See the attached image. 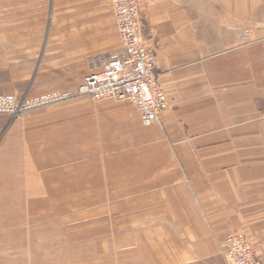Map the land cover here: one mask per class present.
<instances>
[{"label":"crops","instance_id":"obj_1","mask_svg":"<svg viewBox=\"0 0 264 264\" xmlns=\"http://www.w3.org/2000/svg\"><path fill=\"white\" fill-rule=\"evenodd\" d=\"M84 2L83 14L74 20L73 4L66 3L63 19L53 20L57 0H0V70H9L6 82L0 77V92L69 86L91 70L71 68L73 61L95 53L89 42H104L103 31L89 39L86 29L109 27L112 35L116 27L110 0ZM208 5L141 0L144 35L156 51V70L169 100L159 121L143 125L134 103L109 98L84 100L81 107L88 104L90 110L79 116L54 115L55 107H44L26 120L15 118L7 127L11 137L31 133L33 141L26 140L28 158L15 159L19 164L0 158V196L26 203L35 200L37 187L48 203L82 210L65 214L69 227L77 224L71 220L103 218L95 216L100 204L111 199L114 207L125 196L128 209H135L134 222L142 215L140 206L143 220L154 221L142 230L129 224L123 235L127 245L160 253L158 264H226L222 242L230 232L246 236L264 264V0H209ZM56 27L64 29L62 35L56 36ZM243 27L250 28L249 42L238 36ZM57 37L63 43L59 50L67 53L59 68L51 61ZM118 46L106 55L121 51L120 39ZM54 129L58 136L52 137ZM73 138L78 145L72 148ZM55 160L64 167L52 168ZM60 212L55 210L57 227L48 222V228L29 229L36 244L40 237L49 248L60 242L57 238L71 242L72 228L64 227ZM19 229L0 237L1 251H8L6 241L16 239ZM113 234L119 243L121 234L114 228Z\"/></svg>","mask_w":264,"mask_h":264},{"label":"rangeland","instance_id":"obj_2","mask_svg":"<svg viewBox=\"0 0 264 264\" xmlns=\"http://www.w3.org/2000/svg\"><path fill=\"white\" fill-rule=\"evenodd\" d=\"M141 4V0H139ZM73 4L74 11L70 14L71 19L74 20V17H78L80 14H83L81 10H83L85 7L80 6L81 4H86L84 0H57V5L55 9V14L52 15L49 18H52L53 20H61L64 17V14L66 13L64 11V4ZM111 3V0H110ZM97 3L94 4V6ZM209 0H201V8H204L206 6H209ZM93 4H89L88 6H92ZM69 7V6H68ZM142 10V8H141ZM202 13V12H201ZM85 14V12H84ZM91 14V17L95 15V12L91 11L89 12ZM142 15V12H141ZM203 15V13H202ZM143 19V18H142ZM94 21H91L93 23ZM144 22V21H143ZM115 24V21H114ZM116 27V25H115ZM107 28L100 29L95 26H88V35L89 39H94L99 35L102 31L104 34V38L101 44H96L89 42L88 48L89 51L91 49H95V53L91 55L89 53V57L85 61H77L72 62L71 68L75 71L76 65L79 66V70H86L87 69H93L98 67L104 58L107 56L106 52L112 51L114 49H117L119 46V36L116 29V34L112 33L111 30ZM64 29L62 27H56V36L62 35L61 32ZM74 31V29H73ZM244 31V35L242 36L241 33ZM111 36H110V35ZM144 35V30H143ZM239 38L245 43L249 42L252 39L251 31L249 27H243L238 32ZM145 37V35H144ZM146 39V37H145ZM56 51H55V57L51 61L56 63L57 68L59 66H64L67 63V53L62 52L63 43L62 39L58 38L56 39ZM147 43V40H146ZM148 44V43H147ZM149 45V44H148ZM155 51V50H154ZM98 52V53H96ZM156 53V51H155ZM74 55V54H73ZM14 71V70H11ZM9 70L7 69H1L0 70V77L3 79V81H7L9 79ZM29 73V70L25 69V73ZM80 82V80H79ZM71 84L69 86H61L57 88L61 89H74L78 83ZM37 92V91H36ZM26 93V92H25ZM31 93H35V91H32ZM17 97L20 95H23L24 93H15ZM105 99V98H104ZM108 99V98H107ZM114 101H126L127 99H114L109 98ZM84 100H87L88 103L97 102V100L90 99L89 97L83 96V97H77L73 98L67 101L53 103L47 106H44L46 109H49L51 107H55L54 115H57L61 111H66L68 115L72 116H79L80 111H88L89 106L88 104H85L81 107L82 103H87ZM44 107H41L45 109ZM40 108L29 110L26 112H21L18 115H9L4 112H0V117L4 118V120L0 119V158L1 159H13L12 163L19 164L17 160H26L28 157V148H27V141L31 142L33 141V138L27 136L31 133H16L14 136L11 137L9 134V130H7V127L9 123L17 118L24 120L26 117H29L30 114L37 111ZM59 117L60 114L58 115ZM6 123H5V119ZM26 120V119H25ZM63 120V119H60ZM3 122V123H2ZM5 123V124H4ZM26 123L23 124V126L26 127ZM29 128V127H28ZM28 131V130H27ZM58 130L55 131V129L51 132L53 133L52 137L58 136ZM9 134V135H8ZM25 134V135H24ZM35 135V134H34ZM75 134H73L74 136ZM17 137L19 140H11L12 138ZM27 138V139H26ZM18 141H20L19 145L17 144ZM61 142V140H59ZM72 148L75 146L77 147L78 141H76L74 138L71 141ZM14 144L17 145V148H14ZM12 147L13 149H11ZM56 148L51 149L53 151ZM18 150L19 153L16 152ZM25 152V153H24ZM59 150H55L54 154L58 153ZM19 156V157H18ZM56 156V155H55ZM64 164V163H63ZM63 164H58L56 160L54 161V164L51 165L52 168H59L64 167ZM12 166V165H10ZM15 166V165H14ZM18 167V166H16ZM25 175V174H24ZM8 174H6V179L8 178ZM37 185V181L35 182ZM32 189V188H30ZM11 190V189H10ZM38 191V192H37ZM12 192V191H11ZM35 195L33 196L35 200L28 201L25 203V200L19 202L12 203L9 199H3L2 195L0 196L3 201H0V237L4 238L9 236V234L13 233L14 227L20 228L22 231L19 232V236L16 237V239L8 238L5 245L8 247V251H1L0 250V264H145V259L148 260L147 264H158L159 254L160 253H152L148 252L144 249V245L141 246V248H129L127 245L126 237L123 235L127 232V227L130 224L131 227L140 228L139 230H142L146 226L145 224L153 223L154 221L151 220H143V206H140L137 210H141V217L137 214L135 217V222L133 220V215L130 214L135 212L134 207H131L130 210L128 209V203L126 202L127 198L125 196L120 197V201L114 203V207L112 205L111 199H106L105 201L107 203L100 204L101 208L100 212L97 213L95 216H103V218L100 217H92L87 216L84 217L81 221L71 220L70 223L74 225L67 226V221H65V214L73 213L68 216H74L75 213L78 215L81 211L80 209L73 208V205L70 206V211L65 210L64 206L66 208L69 207V205L63 204H51L48 203L44 198H41L42 192H39V189L35 187ZM39 193V194H38ZM38 194V195H37ZM61 194H63V189H61ZM123 203V204H120ZM109 205V208L105 209L106 206ZM116 205H118L116 207ZM55 206V207H54ZM80 206V205H79ZM29 208V209H28ZM58 209L61 216V218L64 220L62 221V224H65L66 229L72 228L71 231V242L68 240L69 237H61L57 238L60 239V242H56L53 246H50L52 248H49L47 243L46 237H40L39 238V244H36L38 241L30 236L29 229L33 226H38L40 228H48V222L51 223L52 226L57 227L59 223L57 222L56 225H53L55 222V218L57 215H55V210ZM65 210V211H64ZM158 210V209H157ZM32 213H34L32 215ZM132 216V220H127L128 216ZM36 217L34 221L31 222H25L23 219L19 220V217ZM67 216V215H66ZM113 216V218H111ZM34 219V218H33ZM25 220V219H24ZM104 220V221H103ZM135 225V226H134ZM63 227V228H64ZM113 228L115 232H119L121 234V238L119 243H114L113 240H115V235L113 234ZM149 228V226H148ZM117 230V231H116ZM66 231V230H64ZM60 232H63V230H60ZM57 237L60 236V233H57ZM26 235V236H25ZM142 240V237H139ZM74 241H76L74 243ZM47 243V244H46ZM142 244V242H141ZM133 247V246H132ZM88 249V250H87ZM132 249V250H130Z\"/></svg>","mask_w":264,"mask_h":264},{"label":"built area","instance_id":"obj_3","mask_svg":"<svg viewBox=\"0 0 264 264\" xmlns=\"http://www.w3.org/2000/svg\"><path fill=\"white\" fill-rule=\"evenodd\" d=\"M110 4L122 44L119 53L106 56L98 67L81 78L74 89L52 88L26 92L19 97L0 92V112L14 116L86 96L93 100L127 99L137 107L143 125L159 121L160 113L169 106V100L156 70V53L143 35L141 4L139 0H111ZM222 252L226 264H260L252 244L242 234H226Z\"/></svg>","mask_w":264,"mask_h":264}]
</instances>
